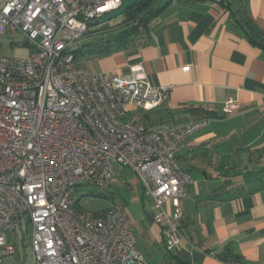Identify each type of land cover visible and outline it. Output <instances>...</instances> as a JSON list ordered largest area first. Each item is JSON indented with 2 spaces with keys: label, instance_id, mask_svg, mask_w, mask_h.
I'll return each instance as SVG.
<instances>
[{
  "label": "built area",
  "instance_id": "1",
  "mask_svg": "<svg viewBox=\"0 0 264 264\" xmlns=\"http://www.w3.org/2000/svg\"><path fill=\"white\" fill-rule=\"evenodd\" d=\"M122 2L0 0V35L20 31L16 43L32 49L0 53V264L13 262L10 235L24 220L31 264H148L122 203L89 215L76 194L83 185L107 187L124 169L157 211L165 250L181 244L180 201L191 179L175 151L211 118L166 129L129 120L133 109L165 100L166 87L151 84L140 65L90 72L72 52L92 32L89 21ZM234 108L228 99L223 112Z\"/></svg>",
  "mask_w": 264,
  "mask_h": 264
},
{
  "label": "crops",
  "instance_id": "2",
  "mask_svg": "<svg viewBox=\"0 0 264 264\" xmlns=\"http://www.w3.org/2000/svg\"><path fill=\"white\" fill-rule=\"evenodd\" d=\"M244 15L264 32V0H168L146 45L98 57L102 71L140 65L151 84L167 89L165 100L135 108L127 119L166 129L211 118L175 151L191 179L180 201L176 249L165 250L156 210L135 221L125 200L112 197L132 218L145 260L158 251L160 264H264V47L248 36ZM228 99L235 108L225 114ZM115 180L151 203L131 170L108 187Z\"/></svg>",
  "mask_w": 264,
  "mask_h": 264
},
{
  "label": "rangeland",
  "instance_id": "3",
  "mask_svg": "<svg viewBox=\"0 0 264 264\" xmlns=\"http://www.w3.org/2000/svg\"><path fill=\"white\" fill-rule=\"evenodd\" d=\"M168 0H153V3H161ZM176 1V0H172ZM121 20V16L112 19L108 23L103 25L91 26L93 32L85 35L80 40L76 41L72 49H78L82 45H87L86 47H91V56L89 52L81 51L75 54V60L77 64L86 68L90 72L98 73L102 72L101 66L102 62L98 57H94L93 54L97 53L99 46L102 41L106 38L107 34L104 32L108 31L109 25L117 24ZM23 35L20 31L14 32L11 34L7 30L6 34L0 35V53L8 57H22L25 54L29 55L32 52L31 47L27 45H21L16 43L18 40H21ZM89 44V45H88ZM78 51V50H77ZM151 116L155 115V112H149ZM76 194L78 195V201L80 207L85 210L89 215L97 213L101 210H104L107 206L112 203V197L114 200H125L126 206L130 214L134 217V220L145 212V210H150L151 203L146 198L143 201L135 197V193L131 189H126L123 183L120 180H115L111 186L105 188H99L96 186L83 185L77 188ZM135 197V198H134ZM123 198V199H122ZM134 198V199H132ZM124 202V201H123ZM144 205V208H143ZM30 225L24 221L18 225L15 231L10 235L11 243L14 246L13 251V262L4 263V264H31L32 263V254L30 246ZM143 240L139 241L137 246L138 248H144ZM141 252V251H140ZM144 253V250L142 251ZM167 253V252H166ZM146 257V262L148 264H160L161 253L158 251H150V258Z\"/></svg>",
  "mask_w": 264,
  "mask_h": 264
},
{
  "label": "trees",
  "instance_id": "4",
  "mask_svg": "<svg viewBox=\"0 0 264 264\" xmlns=\"http://www.w3.org/2000/svg\"><path fill=\"white\" fill-rule=\"evenodd\" d=\"M167 2L153 3V0L136 1L126 9L117 24L108 26V31L104 32L107 36L99 46L98 52L93 54V56L100 57L115 51H122L129 48L138 49L146 45L155 29L154 19L165 7ZM242 19L247 26L246 30L250 39L257 45L264 47V32L250 25L245 15ZM86 46L82 45L78 49H72V52L75 55L86 49V52H89L87 57H89L91 56L92 48ZM227 257L229 258L231 255L228 253Z\"/></svg>",
  "mask_w": 264,
  "mask_h": 264
},
{
  "label": "water",
  "instance_id": "5",
  "mask_svg": "<svg viewBox=\"0 0 264 264\" xmlns=\"http://www.w3.org/2000/svg\"><path fill=\"white\" fill-rule=\"evenodd\" d=\"M136 1H138V0H123L121 6L118 9H116L110 13H107L102 17H99L97 19L89 21V24L91 26H96V25H103L105 23H108L112 19H115L119 16H122L124 14V12L126 11V9L130 6H132Z\"/></svg>",
  "mask_w": 264,
  "mask_h": 264
}]
</instances>
